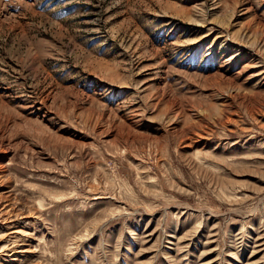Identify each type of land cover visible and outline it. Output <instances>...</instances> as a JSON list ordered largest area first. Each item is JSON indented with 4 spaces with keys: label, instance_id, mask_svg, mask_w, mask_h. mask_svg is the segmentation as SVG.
Returning <instances> with one entry per match:
<instances>
[{
    "label": "rangeland",
    "instance_id": "1",
    "mask_svg": "<svg viewBox=\"0 0 264 264\" xmlns=\"http://www.w3.org/2000/svg\"><path fill=\"white\" fill-rule=\"evenodd\" d=\"M0 196V264H264V0H0Z\"/></svg>",
    "mask_w": 264,
    "mask_h": 264
},
{
    "label": "bare ground",
    "instance_id": "2",
    "mask_svg": "<svg viewBox=\"0 0 264 264\" xmlns=\"http://www.w3.org/2000/svg\"><path fill=\"white\" fill-rule=\"evenodd\" d=\"M0 197H1V196H0ZM4 197H5V196H4ZM4 197H3V198H4ZM6 202H9V201H6ZM2 203H4V202H2ZM2 203H1V204H2ZM4 206H5V205H4ZM6 206H7V205H6ZM4 208H5V207H4ZM1 211H2V210H1ZM2 215H3V214H2Z\"/></svg>",
    "mask_w": 264,
    "mask_h": 264
}]
</instances>
